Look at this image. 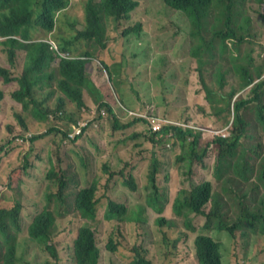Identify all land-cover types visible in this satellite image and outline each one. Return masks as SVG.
I'll return each mask as SVG.
<instances>
[{"label": "trees", "instance_id": "obj_1", "mask_svg": "<svg viewBox=\"0 0 264 264\" xmlns=\"http://www.w3.org/2000/svg\"><path fill=\"white\" fill-rule=\"evenodd\" d=\"M164 1L189 18L191 37L203 40L201 31L210 32L214 37L211 41V62L218 72L213 73V82L207 83L204 79V68L208 62L203 58L199 59V69L206 100L211 104L224 103L223 108L215 110L213 115L221 120L234 114L232 136L217 139L222 150L217 172L220 178L235 172L224 186L228 194L225 201L238 207L239 213L235 219L233 213L229 214L226 202L219 194L215 195L209 181L191 190L181 189L173 205L174 211L182 215L186 209V215L200 214L204 219L199 228L186 221L191 233L196 234L193 244L199 264H224L223 244L213 237L214 231L226 233L234 243H238L234 244L236 255H240L238 250L242 247V255L248 258L252 248L262 262L264 194L260 191L258 180L264 184V43L254 17L258 13V9L254 8L255 0ZM71 3L72 0H0V58L6 53L9 62L8 65L0 64V78L4 85H13L11 97L22 105L14 113L18 123L28 128L29 120L33 119L39 124L37 129H47L39 133L31 131L30 141L35 142L54 131L67 137L68 131L64 128L70 130L79 119L86 118L90 110L87 108L93 99L99 109L100 122L90 131L100 128L102 121L107 119L115 131L141 125L154 143L163 142L162 138L171 139L173 143L179 139L185 152L180 160L203 161L207 151L201 153L197 149L200 132L176 125V119L158 113L153 102L144 104L138 101L133 107L125 104V85L131 81L124 80L128 69L120 51L125 38L141 34L143 24L125 27L121 38L118 34L123 21L130 18L139 2L87 0L84 27H76L66 39L63 36L66 29L61 24L58 27L57 15L67 10ZM212 18L217 22H206ZM117 43H120L119 48H116ZM202 50L201 42L199 49L193 53L198 55ZM250 86L249 93L237 96ZM5 93L7 91L1 87L0 102L6 100ZM1 104L3 106V101ZM255 118L261 127L254 126ZM253 126L257 133L254 131L250 137L246 135L248 139L243 142L245 134ZM170 133L175 134L170 137ZM138 135L135 133L133 136ZM250 138L255 141H248ZM160 164L159 158L154 156L148 174L152 194L147 196V205L163 213L169 202V193L163 192L158 184ZM27 167L28 164L21 165L11 172L10 177L17 179L19 172ZM104 169L109 173L110 181L114 173L108 164ZM48 179V202L28 225L29 239L58 261L60 253L55 241L59 231L58 220L73 213L74 219L82 220L74 241L75 263L99 264L101 248L96 230L90 223L96 221L99 214L98 180L76 188L70 195V182L76 181L75 176L70 178L65 172H57L53 168ZM125 184L132 191L139 189L133 173L127 177ZM210 202L212 205L208 210L206 206ZM23 211L21 200L0 203V264L19 262L17 242L24 228L21 220ZM134 213L139 218L141 211ZM104 217L107 221L125 222L129 217L128 206L109 199ZM166 222L163 216L157 218L160 225ZM188 239L189 233L186 232ZM119 244L115 233H112L107 249L116 253ZM131 252L128 264H154L147 249L134 246Z\"/></svg>", "mask_w": 264, "mask_h": 264}, {"label": "rangeland", "instance_id": "obj_2", "mask_svg": "<svg viewBox=\"0 0 264 264\" xmlns=\"http://www.w3.org/2000/svg\"><path fill=\"white\" fill-rule=\"evenodd\" d=\"M137 1L138 7L132 12L131 19L123 21L118 34L121 38V32L125 27L143 24L140 35L124 37L123 41L125 49L124 54L121 53L120 56L124 57L123 62L128 69L124 80L131 81L125 85L127 92L124 96L125 104L133 107L138 101L144 104L153 102L157 105L158 113L179 121L196 120L197 117L196 121H199L198 123L204 128L226 126V118L219 120L213 115L215 110L223 107V103L209 105L205 98L199 69V59L203 58L208 62L204 68V79L207 83H212L213 73L218 72L211 62L213 55L211 41L214 38L212 33L201 31L200 36H204L203 40L199 37L193 38L190 34V20L183 12L169 7L164 0ZM86 2L87 0H72L67 10L58 13V27L61 24L66 29L63 33L66 39L74 33L76 27L81 29L84 27ZM254 8L258 9L254 17L258 21L263 37L261 40L264 43V2L255 0ZM210 21L217 22L214 18L206 22ZM201 42L202 52L194 55L193 52L199 49ZM75 54L77 55V52ZM1 57L0 64L8 65L6 53L1 54ZM1 87L7 93H5L6 100H2L3 106L2 101L0 102V107L2 106L0 203H17L19 200L23 203L21 220L24 222V228L18 236V264H76L74 241L82 220L74 219L73 213L58 220L59 231L55 236L60 253L58 261L29 239L26 231L33 217L48 202L50 184L48 174L53 168L57 172H65L70 178L75 176L76 181L70 182L68 190L70 195L73 190L80 186H88L94 179L99 182L97 192L99 214L96 221H90L96 230L101 248L99 264H128L134 246L147 249L154 264H199L193 244L196 234L191 233L186 221L199 228L204 219L200 214L186 215V209L182 215H177L173 205L181 189L190 190L203 180H210L213 183L215 195L219 194L224 201L228 198L224 186L235 172L232 171L222 178L216 175L219 149L218 145L212 142L211 134L203 135L197 146L198 151L201 152L208 143H211L203 164L179 159L185 153L182 151L179 139L173 143L171 139L162 138L163 142L154 143L141 125L124 131H115L108 119L102 121L100 128L90 131L77 141L69 140L59 131H54L32 142L30 141L32 135L29 134H33L31 131L39 133L46 132L47 129H37L39 124L33 119L29 120L28 128L19 124L14 113L21 109L22 105L11 97L13 91L10 89L13 85H4L0 78ZM87 109H91V106ZM225 115L226 112L223 113V116ZM255 125L261 127L256 118ZM254 126L249 128L246 134L248 137L254 131L255 134L257 133ZM57 128L61 129L59 126ZM136 128L139 130L135 131ZM64 130L69 129L65 127ZM135 133L139 135L133 136ZM246 135L243 142L248 139ZM248 141L255 140L250 138ZM154 156L158 157L161 163L158 184L163 192L169 193V202L163 213H158L147 205V196L152 194L148 174ZM23 164H28V167L19 172L17 179L11 178V172ZM105 164H108L114 173L110 181L109 173L104 169ZM130 173L136 176L139 184L137 191H132L125 184ZM258 183L260 191L264 194L263 182L258 180ZM109 199L128 206L129 217L125 222L118 223L105 219L104 212ZM211 205L212 202L206 206V209L209 210ZM226 207L229 214L233 213L235 219L239 213L238 207L227 202ZM139 211L141 214L137 218L134 212ZM160 216L167 219L164 225L157 223V218ZM186 232L189 233L188 240H186ZM112 233H115V238L120 243L116 253L107 249ZM212 235L223 244L224 264H240V262L264 264V257L260 262L258 254L254 253L252 248L248 258L242 255V247L238 250L240 255H236L234 244L238 243H234L228 234L214 231Z\"/></svg>", "mask_w": 264, "mask_h": 264}, {"label": "clouds", "instance_id": "obj_3", "mask_svg": "<svg viewBox=\"0 0 264 264\" xmlns=\"http://www.w3.org/2000/svg\"><path fill=\"white\" fill-rule=\"evenodd\" d=\"M132 14V13H131ZM131 14H130V18L129 19H131ZM128 19V20H129ZM131 35H129V37H130ZM128 37V38H129ZM125 48V47H124ZM250 88H251V86L250 87H248V88H246V89H243L242 91H240L238 94H237V96H241L242 95V93H245V92H247V93H249V91H250ZM236 96V97H237ZM207 102L209 103V105L210 106H212L213 104H211L208 100H207ZM220 103H222V102H220ZM224 104V103H223ZM95 108L96 109V114H95V117H94V119L92 120V121H90V126H87V127H85V129L83 130V132L82 133H80L79 135H77L75 138H70L69 137V131H71L72 129H73V127H71L70 128V130H68V135H67V139H69V140H78V139H80L81 137H83V135H85L88 131H90L93 127H94V121H97L98 122V124H99V122H100V113H99V109H98V106L97 105H94V106H91V109L92 108ZM223 108V107H222ZM221 108V109H222ZM90 109V110H91ZM103 111H105L104 109L102 110V112ZM90 114V113H89ZM89 114L87 115V117L85 118V119H88V117H89ZM93 117V116H92ZM91 117V118H92ZM80 120V119H79ZM78 120V121H79ZM233 122H234V114L232 115V117L230 116L228 119H227V124H226V126H224L223 128H216V127H208V128H204V127H202L195 119H191V120H187V121H179V120H175V123H176V125H178V126H184V127H188V128H190V130H194V132H200L199 134H200V138L203 136V135H205V134H207V133H209V134H211L212 136H213V140H212V142L213 143H215L216 145H218V149H219V151H218V155H217V164H216V168H215V173H216V175H218L219 176V173L217 172V166H218V158H219V156H220V154H221V152H222V150H221V147H220V145L218 144V142H217V139L218 138H224V139H229L231 136H232V133H233ZM246 135V134H245ZM211 143H208V145L206 146V147H204L203 149H202V151H201V153L203 152V150H206L207 152H206V154H205V156H204V158H203V161H191V162H198V163H200V164H203V162L205 161V157H206V155H207V153H208V148H209V145H210ZM205 181H209V182H211L210 180H203L202 182H200V183H198V184H195L193 187H192V189L195 187V186H197V185H199V184H201V183H203V182H205ZM211 184H212V187L214 188V186H213V183L211 182ZM2 188V190H5L3 187H1ZM191 190V189H190ZM213 192H214V190H213Z\"/></svg>", "mask_w": 264, "mask_h": 264}, {"label": "built area", "instance_id": "obj_4", "mask_svg": "<svg viewBox=\"0 0 264 264\" xmlns=\"http://www.w3.org/2000/svg\"><path fill=\"white\" fill-rule=\"evenodd\" d=\"M90 111H91V113L89 114L88 119H85V118L80 119L77 124H73V129L71 131H69L70 132L69 133L70 138H75L77 135H79L80 133L83 132L85 127L90 126V121H92L95 117L96 109L93 107ZM102 113L105 114V111H103ZM94 124L98 125V122L94 121ZM29 134L32 135V133H29Z\"/></svg>", "mask_w": 264, "mask_h": 264}, {"label": "crops", "instance_id": "obj_5", "mask_svg": "<svg viewBox=\"0 0 264 264\" xmlns=\"http://www.w3.org/2000/svg\"><path fill=\"white\" fill-rule=\"evenodd\" d=\"M119 44H120V43H117V44H116V48H119V47H118V46H119ZM124 49H125V48L122 46V47H121V51H120V52L124 53ZM117 52H118V50L116 51V53H117ZM116 55H117V54H116ZM90 103H91V106H92V105H95V103H94V100H93V99H91V102H90Z\"/></svg>", "mask_w": 264, "mask_h": 264}, {"label": "water", "instance_id": "obj_6", "mask_svg": "<svg viewBox=\"0 0 264 264\" xmlns=\"http://www.w3.org/2000/svg\"><path fill=\"white\" fill-rule=\"evenodd\" d=\"M171 134H175V133H170V137H171Z\"/></svg>", "mask_w": 264, "mask_h": 264}]
</instances>
